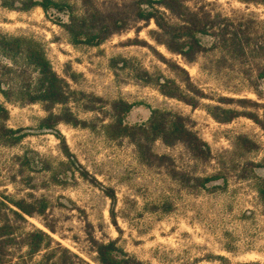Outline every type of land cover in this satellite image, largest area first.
I'll list each match as a JSON object with an SVG mask.
<instances>
[{"label": "rangeland", "instance_id": "obj_1", "mask_svg": "<svg viewBox=\"0 0 264 264\" xmlns=\"http://www.w3.org/2000/svg\"><path fill=\"white\" fill-rule=\"evenodd\" d=\"M60 1L74 6L76 11L82 9V0ZM91 1L106 9L129 0ZM184 2L211 15L219 13L236 21L253 20L254 29L264 38L261 3L254 0ZM66 20V12L50 10L45 14L40 7L16 11L0 6V33L25 35L40 41L53 69L66 78L71 89L102 99L93 103L95 111L84 109L91 103L90 97H77V101L69 104L93 128L58 125L70 153L97 182L82 178L78 172H63V167L56 170L60 182H55L37 161L43 159L54 167L67 159L60 138L36 130L39 118L45 115L42 107L6 103L7 125L25 128L27 135L17 145H0V194L14 199L48 201L42 216L27 217L26 227L43 229L54 239L53 248L59 243L90 264H99L91 238L105 242L116 239L123 251L143 264H264V206L256 179L249 170L250 164L257 165L256 173L264 176V83L261 94L257 95L239 65L230 66L228 62L217 67L215 60L220 55L217 50L207 51L195 62L186 63L152 39L151 31L157 29L153 21L133 24L98 46H75L60 25V21ZM202 42L210 45L212 38L203 36ZM119 55L134 58V64L150 72H160L178 83L176 73L158 55L179 63L207 98L194 108L166 97L157 87L133 78L130 69L116 72L111 69L110 58ZM220 97L234 100L223 104L218 102ZM119 98L133 104L126 119L129 123L145 122L152 108L182 115L188 127L209 145L210 157L197 159L180 142L166 145L156 140L152 150L164 159L151 165L140 162L130 139L111 140L101 130V123L110 118L109 102ZM240 98L257 104L238 103L236 99ZM207 104L233 108L242 115L221 123L206 111ZM238 136L253 141L256 148L243 149L237 143ZM23 155L29 159L30 166L22 165ZM173 171L178 173L177 177ZM218 174L220 178L206 187L194 183L195 177ZM179 175L187 182L180 180ZM100 185L113 190L116 198L113 205ZM165 203L170 205L169 211L163 210ZM42 253L27 264L38 260Z\"/></svg>", "mask_w": 264, "mask_h": 264}, {"label": "trees", "instance_id": "obj_2", "mask_svg": "<svg viewBox=\"0 0 264 264\" xmlns=\"http://www.w3.org/2000/svg\"><path fill=\"white\" fill-rule=\"evenodd\" d=\"M254 1L264 5V0ZM81 2L80 11L60 0H1L0 6L16 11L40 7L45 14L50 10L66 12L67 20L60 21V25L67 32L69 42L75 46H98L110 36L121 33L133 24H148L153 21L157 29L151 31V37L169 53L179 55L186 63H193L199 55L217 50L220 55L215 60L216 66L223 67L228 62L230 66L239 65L255 93L261 94V84L264 83V38L254 29L253 20L236 21L219 13L211 15L208 11L190 7L184 0H129L115 3L106 9L98 7L91 0ZM203 36L212 38L210 45L202 42ZM0 56V145H17L27 135L25 128H11L7 125L9 110L6 103L39 104L45 115L39 118L36 130L60 138L62 152L67 160L60 161L54 167L43 159L37 163L51 173L55 182H60L59 177H56L59 167H63V172H78L82 178L97 182L90 178L88 172L70 153L58 125L64 123L74 127L93 128V124L80 119L69 104L77 101V97H90L91 103L84 109L95 111L97 109L93 103L102 99L71 89L66 78L53 69L43 44L33 37L0 33ZM158 56L176 73L180 83L160 72H150L142 65L134 64V58L114 56L110 58L109 66L115 72L130 69L133 78L157 87L164 96L176 98L194 108L199 106L200 100L207 97L193 83L188 71L179 63L172 62L162 55ZM232 100L234 99L220 97L218 102L224 104ZM236 101L242 104H257L246 98ZM57 106L59 108L55 111ZM109 107L110 118L108 122L101 123L102 132L111 140L130 139L136 147L139 161L146 165L164 159V156L156 155L152 150V144L156 140H161L166 145L180 142L197 159L206 160L210 157L209 145L193 132L186 119L176 112L152 108L145 122L129 123L126 119L133 108L132 103L119 98L110 101ZM205 109L213 119L221 123L242 115L236 109L221 105L207 104ZM250 116L257 121L255 115ZM237 143L247 151L256 148L255 143L244 136H238ZM36 155L39 156L37 153ZM20 158L23 159V166H30L26 155ZM256 166L250 164L249 170L251 177L256 179L257 191L264 206V176L256 173ZM173 175L177 177L178 173L173 171ZM179 176L180 180L187 182L183 175ZM219 178V174L195 177L194 183L206 187L208 183ZM101 189L113 205L116 199L113 190L103 186ZM47 208L48 201L44 198L29 201L0 194V264H27V261H31L40 252H43L40 258L32 264H90L59 243L53 248L54 239L43 229L26 227L27 217L42 216ZM162 208L169 211L170 205L165 203ZM48 229L53 231L49 226ZM91 243L99 264H143L123 251L117 245L116 239L105 242L91 238Z\"/></svg>", "mask_w": 264, "mask_h": 264}]
</instances>
